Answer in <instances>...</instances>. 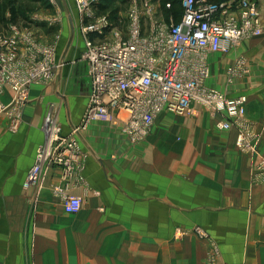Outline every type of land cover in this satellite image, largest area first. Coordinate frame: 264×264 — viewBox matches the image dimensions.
<instances>
[{
    "label": "crops",
    "instance_id": "obj_1",
    "mask_svg": "<svg viewBox=\"0 0 264 264\" xmlns=\"http://www.w3.org/2000/svg\"><path fill=\"white\" fill-rule=\"evenodd\" d=\"M73 1L49 46L18 45L16 66L47 57L52 77L31 84L25 100L0 116V264H264V173L256 168L264 158V32L205 57L207 88L247 97L244 129L259 138L258 154L239 148L238 127L218 128L225 114L196 103L191 114L161 112L130 144L120 121L83 123L91 89L85 41L102 38L84 34L87 21ZM254 1L264 31V0ZM151 6L154 16L174 21L165 18L167 5ZM240 59L246 73L236 68L230 76ZM12 98L7 84L0 103ZM48 117L74 139L77 158L68 173L50 167L25 188ZM63 196L80 198L81 209L65 213Z\"/></svg>",
    "mask_w": 264,
    "mask_h": 264
},
{
    "label": "built area",
    "instance_id": "obj_2",
    "mask_svg": "<svg viewBox=\"0 0 264 264\" xmlns=\"http://www.w3.org/2000/svg\"><path fill=\"white\" fill-rule=\"evenodd\" d=\"M100 1L74 0L79 15L87 21L82 29L84 34L102 38L98 41L87 38L83 50L91 82L84 124L120 121L123 134L133 144L146 137L161 112L191 114V104L196 103L214 114H225L226 121L218 123V128L238 127L239 148L258 154L259 138L244 129L247 97L229 98L204 85L209 74L207 53H228L241 41L262 36L263 24L256 1L181 0L180 20L167 23L151 11L141 15L133 0L129 25L124 30L111 29L106 16L95 17ZM10 44L15 50L14 41ZM11 45L0 36V95L7 84L15 93L12 104L0 103V116L15 103L25 100L31 84L46 82L52 77L47 57L16 66L17 54L11 52ZM45 53L50 55L48 50ZM236 68L246 73L245 62L239 60L237 66L229 69L230 76L235 74ZM42 129L45 138L27 173L25 188L40 182L41 172L50 167L59 166L68 173L77 158L74 139L62 137L52 118H46ZM256 168L264 173V159H259ZM61 205L70 215L82 206L76 196H63ZM193 231L207 237L197 227Z\"/></svg>",
    "mask_w": 264,
    "mask_h": 264
},
{
    "label": "rangeland",
    "instance_id": "obj_3",
    "mask_svg": "<svg viewBox=\"0 0 264 264\" xmlns=\"http://www.w3.org/2000/svg\"><path fill=\"white\" fill-rule=\"evenodd\" d=\"M132 1L133 0H106L104 2V5L107 7H98L97 11L99 12V14H101V16L108 15L113 28L124 30L129 25L130 11L132 10ZM164 1L165 0H136V8L141 15L145 11H151L152 13H154L155 9L152 8L151 3L155 2L156 6L157 4L158 6H162L161 3H163ZM72 6V0H21L20 7L22 9V16L19 19L18 25H9L8 27H6V29L0 31V36L6 39L9 45H11L10 42L14 41V46L17 45V47H15V50L13 49V45H11V52H14V54L18 52V45L21 40L24 39L33 40L36 42L40 41L49 46V44H51V42L55 40V36L59 32L61 25L60 20L64 17V8L68 11V13H70V11L73 12ZM74 7H76L75 2ZM21 37L23 39H21ZM237 61L235 66H237ZM246 65L247 62H245V66ZM227 69L228 66L225 68V71ZM219 70L221 71L222 68H220ZM14 95L15 93H13V97ZM16 105L18 104L15 103L14 106ZM207 110L210 111L209 109Z\"/></svg>",
    "mask_w": 264,
    "mask_h": 264
},
{
    "label": "trees",
    "instance_id": "obj_4",
    "mask_svg": "<svg viewBox=\"0 0 264 264\" xmlns=\"http://www.w3.org/2000/svg\"><path fill=\"white\" fill-rule=\"evenodd\" d=\"M106 0H101L96 7L104 5ZM211 2L221 3L228 0H210ZM162 7L166 8L169 4L170 8L165 11V18H171L174 22H178L182 15L181 0H165ZM21 0H0V31L6 29L9 25H18L19 19L22 16Z\"/></svg>",
    "mask_w": 264,
    "mask_h": 264
}]
</instances>
